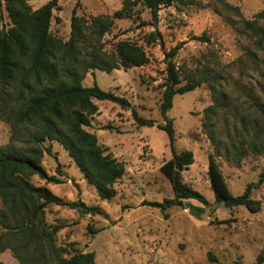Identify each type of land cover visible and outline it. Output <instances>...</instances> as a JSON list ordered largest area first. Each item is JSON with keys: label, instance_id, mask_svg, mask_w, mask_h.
<instances>
[{"label": "rangeland", "instance_id": "374dc122", "mask_svg": "<svg viewBox=\"0 0 264 264\" xmlns=\"http://www.w3.org/2000/svg\"><path fill=\"white\" fill-rule=\"evenodd\" d=\"M50 1L34 0L30 6L37 10ZM123 1L58 0L51 31L68 40L75 9L79 16L90 19L112 15L121 9ZM263 9L264 0H176L172 6L160 10L155 26L150 11L141 4L134 19L116 21L104 38L106 49L110 51L119 41L127 40L142 46L150 57V63L144 67L111 73L94 70L83 81L86 88L98 85L129 102L125 108L96 100L99 112L87 128L107 153L125 165V175L115 184L116 197L102 201L58 143H53L52 152L61 163L62 176L56 174V158L47 153L42 165L50 175L65 182L56 185L46 184L38 177L33 179L35 184L47 185L66 201L81 200L98 210L81 214L56 205L46 208L45 224L59 227L54 244L66 250L65 257L76 252H92L95 264L257 262L264 251V184L252 193L262 203L259 213H251L243 206L227 208L216 203L208 177V157L215 149L204 128L205 110L214 104L209 82L175 96L173 108L168 112V118L174 122L177 151L194 154V164L183 172L184 181L200 192L209 206L196 200L166 210L154 206L175 198V194L161 171L172 157L168 135L159 128L165 125L160 113L165 54L159 43H149V35L158 30L166 51L181 45L174 62L184 77L210 74L215 84L224 85L231 105L249 113L253 99L264 102V34L263 38H251L245 34L243 21L254 20ZM258 24L264 29V21ZM4 25L6 28L10 25L6 13ZM133 109L157 125L138 126L132 116ZM224 117L221 113L216 119L220 132ZM230 121L234 119L231 117ZM10 139V125L0 120V145L9 143ZM216 161L234 196L242 195L249 184L257 183L264 174V156L249 155L239 165L223 156H217ZM191 205L204 208L205 212L195 214ZM209 254L214 260L209 259Z\"/></svg>", "mask_w": 264, "mask_h": 264}, {"label": "trees", "instance_id": "16d2710c", "mask_svg": "<svg viewBox=\"0 0 264 264\" xmlns=\"http://www.w3.org/2000/svg\"><path fill=\"white\" fill-rule=\"evenodd\" d=\"M31 1L34 0H0V120L11 127L9 143L0 145V253L9 250L20 264H95L92 252H76L65 257L66 250L54 244L59 227H48L44 219L49 205L81 214L97 213V208L81 200L66 201L47 185L35 184L33 179L38 177L46 184L56 185L65 182L50 175L42 165L47 153L56 158V174L62 176L61 163L52 152L53 143H58L102 201L116 197L115 184L125 175V165L107 153L97 136L87 128L99 112L96 100L125 108L129 102L98 85L86 88L83 81L94 70L111 73L148 65L150 57L142 46L122 40L109 51L104 38L117 20L134 19L139 4L150 11L155 26L160 10L172 6L176 0H124L121 9L112 15L90 19L79 16L75 9L68 40L51 31L58 0L37 10L32 9ZM5 13L10 20L8 28L4 25ZM259 21H264V9L254 20L243 21L245 34L263 38L264 29ZM149 38V43H159L165 54L166 76L161 86L160 105L165 125L159 128L168 135L172 157L163 164L161 171L175 194V198L154 203V206L166 210L176 205L183 207L188 200L209 206L207 199L184 181L183 172L194 164V154L177 151L174 122L168 118L175 96L209 82L214 104L205 110L204 128L215 149L208 157V177L216 203L227 208L243 206L251 213H259L262 203L254 199L252 193L264 184V174L257 183L249 184L242 195L234 196L216 157L223 156L239 165L249 155L264 156V102L255 98L249 104V113H242L231 105L224 85L215 84L210 74L184 77L174 62L181 45L166 51L158 30ZM221 113L225 116L222 132L216 125ZM132 116L140 127L155 125L154 120L141 117L134 109ZM190 209L195 214L205 212L204 208L192 205ZM209 259L214 260L212 254ZM263 263L264 251L252 264Z\"/></svg>", "mask_w": 264, "mask_h": 264}, {"label": "crops", "instance_id": "0c3cea01", "mask_svg": "<svg viewBox=\"0 0 264 264\" xmlns=\"http://www.w3.org/2000/svg\"><path fill=\"white\" fill-rule=\"evenodd\" d=\"M0 262H3L4 264H20L9 250L4 253H0Z\"/></svg>", "mask_w": 264, "mask_h": 264}, {"label": "water", "instance_id": "95a60500", "mask_svg": "<svg viewBox=\"0 0 264 264\" xmlns=\"http://www.w3.org/2000/svg\"><path fill=\"white\" fill-rule=\"evenodd\" d=\"M155 125H157V123H155Z\"/></svg>", "mask_w": 264, "mask_h": 264}]
</instances>
